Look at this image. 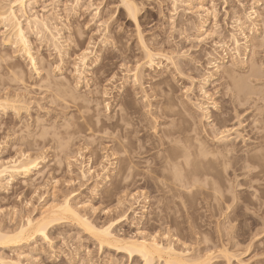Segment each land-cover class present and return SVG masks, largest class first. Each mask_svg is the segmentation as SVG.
<instances>
[{
  "label": "rangeland",
  "instance_id": "obj_1",
  "mask_svg": "<svg viewBox=\"0 0 264 264\" xmlns=\"http://www.w3.org/2000/svg\"><path fill=\"white\" fill-rule=\"evenodd\" d=\"M129 1L138 7V29L126 18L120 0H80L77 8L76 0H32V14L54 18L68 40L61 63L52 48L28 34L39 76L12 46H4L0 29V101L7 96L8 102L13 99L22 108L0 112V161L23 153L38 158L37 170L29 177L2 183L0 229L13 230L27 218L35 220L67 198L95 226L126 214L128 219L114 228L121 236L138 238L140 231L158 240L163 237L164 244L167 238L175 249L188 250L189 256L211 254V264H226L222 249L234 256L230 264H264V147H256L258 134L264 133V0L261 5L259 0H199L203 9H197L198 0H191V5L176 13L170 0ZM0 4L6 7L7 1L0 0ZM251 9L258 15L254 25L245 19ZM235 18L248 36L249 51L244 49ZM201 26L208 35L198 40ZM231 33L241 43L238 55ZM143 46L158 57L138 87L131 71L136 63L145 62ZM85 49L91 52L87 64L93 65L72 92L80 97L78 101L64 96L66 107L61 99H54L56 83L75 86L74 60ZM215 60L220 66L217 73L211 68ZM211 73L213 77L205 79ZM97 79L102 82L97 84ZM159 81L163 84L157 94L158 89L150 85ZM94 88H98L95 94ZM14 95L24 98L14 100ZM87 99L88 104L82 102ZM107 103L110 112L103 108ZM122 117L129 123L117 120ZM87 126L93 128L88 132ZM221 137L223 141L218 142ZM115 138L129 143L124 142L125 154L136 164L124 184H115L120 165L126 163L124 153L113 151ZM199 148L208 152L205 160L201 158L204 162L197 154L198 158L193 157L201 166L192 157L188 162L183 159L186 152L190 156L192 149ZM218 148L254 156L257 163L246 168L241 162L232 166L233 161L223 160L226 165ZM177 161L181 173L178 167L171 168ZM175 168L179 177L172 173ZM81 170L87 181L81 178ZM251 170L261 174L250 181L253 187L249 189ZM111 187L115 193L105 197L104 191ZM236 203L242 205L239 214ZM52 225L47 230L49 243L37 237L21 247L0 248V254L11 260L20 254L24 256L20 260L28 264H142L112 249L99 250L69 219Z\"/></svg>",
  "mask_w": 264,
  "mask_h": 264
},
{
  "label": "bare ground",
  "instance_id": "obj_2",
  "mask_svg": "<svg viewBox=\"0 0 264 264\" xmlns=\"http://www.w3.org/2000/svg\"><path fill=\"white\" fill-rule=\"evenodd\" d=\"M6 1H7V4H5L6 7L5 6H0V29L2 30V34H3V38H4L3 39L4 46H12L15 49V52H17L18 54L22 55L24 57V59L27 61L28 66L30 67V69L37 76H39V74H40V70L38 68V59H37L36 53L33 52L32 48H31V43H30V41L28 39V34H31L35 38H37L39 41L44 42L45 45L47 46V49L48 48L49 49L52 48L51 51L52 52L54 51L56 57L58 58V61L63 63L62 62V60H63L62 58L66 57V55H67L64 44L67 43L68 40H66V38L62 36V34H61L62 31H61V29H59L57 27L58 25H55L56 24V23H54V22H56L55 19L52 17L54 19L53 20V19H51L49 17H46L44 15L39 16L36 13L32 14V10H30V6H31V3H32V0H6ZM79 1L80 0H76V2H75L76 8L79 5L78 4ZM170 1L172 2V7H173L172 12L173 13H176L179 10L180 7H184V6L187 7V6L191 5V0H170ZM260 1L261 0L257 1L258 5L262 4V3H260ZM198 2H199V4L197 6V9H203V7L201 5V2L199 0H198ZM120 4L123 7L122 10H123L126 18H128V20L132 22V24L136 27V29H138L139 28V25H138V12H139L138 11V7L133 2H131L129 0H120ZM27 9H28V11H27ZM75 9H74V11H75ZM206 11L208 12V9H206ZM124 14H122V15H124ZM120 16H121V14H120ZM257 17H258L257 12L254 9H251V11L248 12L245 15V19L250 23V25H254V21L256 20ZM58 18L59 17H57V20H58ZM22 22H25L24 25H23ZM234 23L236 24V28L238 29V31H240V35L242 36V39L244 40L243 44H244L245 51H249V49H248V36L245 33H243V31H242L240 19L239 18H237V19L235 18L234 19ZM200 29H201L202 33L200 32L198 40L203 35L204 36L208 35L207 30H204L203 26H201ZM76 32L79 33L78 30ZM76 32L74 34L75 35V42H76L77 45H79V44H81V41H80V39L78 37H76ZM139 37L141 38V35H139ZM230 40L232 42L234 53L238 55L240 47H241V43L238 40L236 34L231 33L230 34ZM141 41H142V39L140 40V42ZM75 49H76V46H75ZM144 49H145V51L143 50L144 51L143 53H145V55H144L145 62L143 64H139V65L136 63L135 66H134V69H132V71H131L132 72L133 81L136 84H138L140 82V79L142 78V75H144L146 73L145 71L151 70L152 68H154L155 58H156V56L158 57V55L152 54L146 47H144ZM90 53L91 52L88 53L87 49H85L81 53H79V55L77 56L76 60H74L76 62L74 63L73 73L75 75V79L77 80L76 81L77 83H75V86L71 85V87H73V88H70V86H68L67 84H64V82H66V81H62L61 82V81L57 80L56 86H58L59 88H57V87L55 88L54 87L56 90L53 89V90H55V92H57V94H56L57 96L56 97L58 99H56V97L54 98L56 100V102L61 99L62 101L60 100V102L61 103L64 102L63 104H65L66 107H67L69 103L66 102L67 99H66V101L64 99V96L66 94H68L67 96H70L68 98L72 102L75 101V103H76V100L78 101V98H80V97L79 96L76 97L75 95H72V92H75V90L80 86V84L83 83V81L86 79L85 78V73L87 72V69H89L93 65V64H91V66L89 67V65L87 64L88 54H90ZM211 63H212V67L211 68H213V71L217 73L219 71V68H220L219 62H217L215 60L214 62L212 61ZM156 69L160 71L159 64H156ZM57 71L58 72L60 71L59 68H58ZM10 74H12V76L15 79H17L21 84L24 83L23 79L21 77L17 76L14 72H12V70H11ZM213 75L211 73L209 75V77H207L205 79H209V78L213 77ZM46 78L49 79L48 77H46ZM100 79H102V78H100ZM97 81H98V79H97ZM97 81H96V83H97ZM100 82H102V80ZM100 82L98 81L97 84H100ZM162 84H163V82L159 81V82H156L154 84H151L150 86L153 85L155 90L158 89L156 91V93L157 92L160 93L159 89H161V85ZM96 86H98V85H96ZM138 87H140L139 84H138ZM154 88H153V91H155ZM97 89L98 88H96L93 91L94 94L97 91ZM141 89L143 90V88H141ZM142 90H141V92H144ZM58 92L61 95H58ZM107 93L103 92L101 94L103 96H105ZM145 94H143L144 98L145 97L147 98V96H146L147 94L146 95ZM96 95H97V93H96ZM159 96H160V94H159ZM6 98H7V96L5 97V100L0 101V112H2L4 114L8 110L15 111V110L21 108V106L16 105V103L13 101V99L11 100L12 102L11 101L8 102ZM12 98H13V96H12ZM16 98L17 99H21L19 96H15L14 100H16ZM164 98H167V96L164 97ZM21 100H19V101H21ZM88 100L89 99L83 100L82 102H85V104H88L89 103ZM95 100H94V102L96 103L97 101H95ZM21 102H19V103H21ZM119 104H120V102H119ZM119 104L118 103L116 104L119 109L117 107L116 108L118 110L122 111V109L120 108ZM65 105H61V106H63V108H64ZM71 105H73V103ZM113 105H114V103H113ZM108 106H110V105L107 103L103 108L105 109V111H109L110 112V108ZM77 108H79L78 110H80V109L84 110V105L81 104ZM86 108L87 107H85V109ZM93 110H92L93 111L92 112L93 115H95L97 117L98 115L95 114L96 110L95 109H93ZM120 111H118V112H120ZM79 112L81 113V110ZM95 116H93V117H95ZM117 116L120 117L121 115L120 116L117 115ZM124 117L126 118V116H124ZM83 118L81 119L82 121H83ZM92 118H90V119H92ZM77 119H76V121H77ZM119 119H117V120L118 121L128 122V120L127 119L126 120L123 119V117L121 118V120H119ZM68 121H69V119H68ZM68 121H66V122H68ZM77 122H78V124H80L79 121H77ZM83 122H81V123H83ZM98 122H100V121L98 120ZM88 123H89V121H87V124L86 123L85 124L88 125ZM116 123L118 124L119 122H116ZM125 124L127 125V123H125ZM89 125H91V123H89ZM109 126H111V125H109ZM117 126H116V128H117ZM87 127H90V126H87ZM87 127H86V129H87L86 131L89 132L92 126L90 128H87ZM100 127H99V129H100ZM120 127L118 126V129H120V130L125 129V128H120ZM105 128H107V127H105ZM72 130H74V129H72ZM93 130H91V131H93ZM124 131H126V130H124ZM124 131H122V133ZM127 132H129V131H127ZM168 133H171L170 135H172L171 131L168 132ZM166 134H167V132H166ZM220 134H223V133L220 132ZM121 136H124V135H121ZM123 139H124V137H123ZM223 139H224L223 137L219 138L218 142L219 141H223ZM256 139L260 140L256 147H258V148L264 147V133L258 134ZM116 140H119V138L118 139L115 138V140H113V143ZM124 142L125 141H120V142L116 141L115 144H114V150L112 149L113 146H112L111 149L113 151H115L117 149V152L124 153V155L126 156V154L128 152H126V145L127 144H125V143H128V142H125V143ZM193 149H192L193 153L190 154V156L188 154L189 152L188 153L186 152V154L184 155V158H183V159H185V161H187V159H189V157H192V158L193 157L194 158L195 157L196 158L200 157V159H198V160H202L201 158L205 157V154L208 153V152H205V150H203V148H199L198 151H195L196 153L194 152L195 149L194 150ZM222 149L219 150V148H218L217 153L219 154V156L225 158V159H222V161L223 160H225V161L228 160V162L233 161V164L231 163L232 166L234 165V163L237 164V162H239V163L241 162V163L244 164V166L246 168H248V167H250V165H253V164L257 163V162H255L256 158L254 156L234 155L231 152L232 150L231 151H226V150H224L225 148L223 150ZM113 151H112V153H114ZM125 152H126V154H125ZM211 152L213 154L216 153L215 150H213ZM196 154H197L198 157L196 156ZM194 158H193V160H194ZM125 159H126V163L127 164L126 163H122L123 160L120 162V163H122V165H125V164L126 165L125 166L120 165L121 168H120L119 172H117L118 174L116 175V179H115V181L116 180L117 181L115 182V184H118V183L119 184H121V183L124 184L125 180L127 181V179L130 178V177H128V175L129 176L133 175V174H130V173L132 171H134V169H135L134 166L136 164L133 165L132 162L129 160V158L127 159V156L124 158V160ZM180 159H178V160H180ZM205 159H206V157L204 158V160ZM37 160H38V158H33L30 155H27V154L23 153L16 159L11 158V159H8V160H5V161H0V187H1L2 183H4L5 185H8L9 183H11V181H13V179H15L17 177H22V178L29 177V174L32 173V171L37 170V167H38ZM229 160H231V161H229ZM165 161H166V159H165ZM174 161H175V158L172 160V162H174ZM182 161H184V160H182ZM166 162H168V161H166ZM178 162L179 161L175 162L171 168L178 167V170H179L180 166H178V165H180V164H178ZM159 163L161 164V162H159ZM171 163H170V166L172 165ZM197 163H198V161H197ZM200 163L202 164L201 161H200ZM224 163H226V162H224ZM226 165H227V163H226ZM162 166H164V164ZM162 166H161V168H163ZM199 166H201V165L199 164ZM234 166H236V165H234ZM122 167H124V168H122ZM166 167H167V164L165 165L164 168H166ZM233 168L235 169L236 167H233ZM164 170H166V169H164ZM173 170L174 171H172V173L174 172L173 173L174 176H178L179 173H181L180 170H179L178 171L179 173L177 172L178 173L177 174L175 172L176 168L173 169ZM37 172H39V171H37ZM89 172L90 171L88 170L87 173H89ZM259 174H261V173H260V171H257V170H251V171H249L247 173V176L249 177V182H248V188L249 189L253 187V185H252V183L250 181L258 178ZM173 175H172V177H174ZM81 178L84 179L85 181L88 180V179H86V172H84L83 170H81ZM176 185H178V184H175V186ZM179 185L177 186V188H179ZM115 186H117V185H114V187ZM183 187H185V186H183ZM183 187L180 186V189L181 188L183 189ZM185 189H186V187H185ZM113 193H115L114 192V188L111 187V188L106 189L103 194H104L105 197H110V196L113 195ZM132 197H133V195H132ZM237 204L238 203H236V205ZM47 208H48V206H47ZM241 208H242V205H237L236 206L235 210H236V212L238 214L240 213L239 211H240ZM40 214H41V212H40ZM237 217H233V220L235 221ZM36 218L37 219H35V220H34V218L33 219H31V218L25 219V223L23 222L19 226L17 225L15 228H13V230L11 229V230L8 231V230H4L3 229L4 231H2V229H0V248H1V250H3V249L8 250L7 248L10 247L9 245H12V246L13 245H17V246H20V247L23 244H25V243H26L25 245H27V243L29 241H31V240L33 241L34 238L36 240L37 237L40 240L42 239L43 241L49 243V239H48V235H47L48 227L51 226L52 224L55 225V223L61 222L62 219H69V220L73 221V223L75 222L77 224V226H79V228L81 229L82 232L87 233L96 242L99 250H103V249H110L111 250L112 249V250L116 251L117 253L126 255L128 257V259H130V260H135V259L137 260L138 259V261L141 262L142 264H153L154 262H156L157 264H211V261H213V258L210 256L211 254L209 255L208 253H206V254L204 253L203 255L192 257V256H189L190 253L188 252V250L187 251L186 250L182 251V250H179V249H175L174 245H173L174 243L172 244V241H168L166 236L164 237V238H166V244H164L163 237H161L162 239L160 238L158 240L157 237H155L153 235L152 236H144L143 233L140 232V231L137 232V234L139 235V237L137 235L138 238H133L131 236L130 237L129 236L128 237H124V236L119 235L116 232L114 233L115 226H117L118 224H120L123 221H126L128 219L126 214H123L119 219H116L115 221L113 220V221L101 224L99 226H95L94 224L92 225V223L90 224L89 223L90 221H88V219H86V217H84V215H80V212L78 211V209H76V207L72 206L69 203V200L67 198L63 199V201L61 200V202L58 203V204H55V205H53L51 207L49 206V208L46 209L45 212L44 211L42 212V214L40 215L39 218L38 217H36ZM49 228L51 229V227H49ZM52 228H53V225H52ZM9 250H10V248H9ZM187 252L189 253L188 255H187ZM221 254H222V257L225 259L226 264H230V260L234 256L230 255L228 250H226V249H222ZM23 257L24 256L18 254L16 260H14V259L11 260L7 256H2L0 254V264H28V263H24L23 261L20 260Z\"/></svg>",
  "mask_w": 264,
  "mask_h": 264
}]
</instances>
